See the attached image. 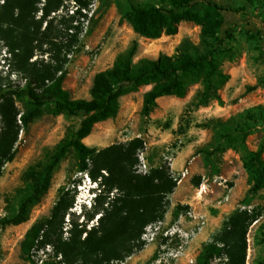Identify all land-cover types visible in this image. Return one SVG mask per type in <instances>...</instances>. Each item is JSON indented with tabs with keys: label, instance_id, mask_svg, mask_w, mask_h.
Returning a JSON list of instances; mask_svg holds the SVG:
<instances>
[{
	"label": "rangeland",
	"instance_id": "1",
	"mask_svg": "<svg viewBox=\"0 0 264 264\" xmlns=\"http://www.w3.org/2000/svg\"><path fill=\"white\" fill-rule=\"evenodd\" d=\"M44 1L38 4L29 25L33 34L25 44L18 43L16 53H12L8 43L0 37V86H22L27 74L38 70L62 76V88L72 99H88L94 75L111 67L116 56L133 42L136 43L133 57L136 62L142 58L154 59L160 54L170 55L185 39L195 44L200 40V26L187 21L180 22L173 35L162 33L157 38L139 35L121 18L124 0H82L88 4L85 8H80L75 0H50L53 5L60 4L59 9L42 19L40 8ZM130 1L137 5H167L164 0ZM212 1L228 8L222 12L221 35L227 31L231 36L226 43L231 56L224 58L220 65L230 78L218 91L219 99L196 106L194 96L200 84H193L182 98H159L149 117L142 119V96L150 86H141L123 95L116 116L96 123L83 143L102 150L138 137L143 145L137 151V162L133 166L136 173L143 175L159 164L169 167L177 184L168 196L163 220L172 223L181 216L185 227H193L192 219L186 214L192 210L205 221L189 245L191 264L198 263L205 244L213 241L236 209L247 211L253 220L227 238L222 254L212 258L210 264H232L229 254L240 256L242 245L245 247L244 264H264V188L255 194L248 193L251 184L242 148L219 143L209 125L212 119L226 121L248 117L250 130L242 145L248 151L261 148L264 161V0L261 3L258 0ZM13 101L15 108L22 111L21 101L15 98ZM18 119L19 115L10 131L11 137L16 136L13 157L0 169V219L8 208L16 207L15 192L22 185L25 169L36 161L45 160L64 135L79 123L77 117L49 112H43L27 128H23ZM2 129L0 120V133ZM142 163L147 170L142 168ZM185 169L187 174L182 176ZM106 175L102 172L93 179L85 172H78L73 152L69 151L28 219L17 225L0 222V264H30L22 255L21 242L35 221L51 215L60 197L62 208L48 230L49 241L78 239V234L83 240L89 231L92 232L89 241H97L104 233L115 229L121 193H116L115 186L111 188L112 182ZM95 183L98 184L96 189L93 188ZM201 184L204 191L197 196ZM175 210L177 218L173 214ZM173 244L169 245L162 235L148 246L141 244L140 239L124 235L92 254L93 262L88 264H151L160 245ZM115 254L120 257L115 258ZM44 258L59 261L52 244L33 252L35 262L40 263ZM172 264L189 263L186 258H180Z\"/></svg>",
	"mask_w": 264,
	"mask_h": 264
},
{
	"label": "trees",
	"instance_id": "2",
	"mask_svg": "<svg viewBox=\"0 0 264 264\" xmlns=\"http://www.w3.org/2000/svg\"><path fill=\"white\" fill-rule=\"evenodd\" d=\"M0 1V37L8 43L11 52L16 53L18 43L25 44L33 34L29 25L35 18L41 0ZM75 1L80 8L88 5L82 0ZM164 1L167 2L166 6L150 3L137 5L124 0L121 18L131 25L134 32L145 38H157L162 33L176 34L180 22H192L200 26L197 44L185 39L170 55L160 54L154 59L142 58L134 62L136 43L133 42L125 52L116 56L111 67L94 75L88 99H72L68 91L62 88V76L56 77L38 70L29 72L22 86H0V120L3 126L0 133V169L14 154L12 146L16 136L11 137L10 131L15 126L17 115L23 128H27L43 112L79 118L77 127L64 135L45 160L36 161L25 169L22 185L15 192L17 205L7 209L5 216L0 219L1 224L17 225L28 219L32 207L48 190L54 172L69 151L73 152L78 172H85L93 179L105 172L106 178L112 182L111 188L115 186L116 193H121L115 229L104 233L97 241H89L91 231L86 233L83 240L78 234V239L70 237L66 241H49L48 230L62 208L60 197L51 215L35 221L21 242L22 255L30 264H70L75 261L88 264L92 260L91 255L112 243L114 238L115 242L124 235L140 239L148 224L163 220L168 209V196L177 181L164 164L150 167L143 175L135 172L133 166L137 162V151L142 148V139L135 137L102 150L88 147L83 139L91 133L96 123L116 116L123 95L141 86H150L142 96V119L149 117L159 98H182L193 84H200L194 96L196 106H204L213 99H219L218 91L230 78L220 67L223 59L231 56L226 46L231 36L227 31L221 35L224 23L222 12L228 8L212 0H201L199 3L197 0ZM258 1L261 3L263 0ZM59 6L45 0L40 8V18H46ZM13 98L21 101L22 111L15 108ZM247 119L250 120L248 117L226 121L212 119L209 125L219 143L242 148L244 167L251 184L248 193L255 194L264 188V161L261 148L248 151L242 145L250 130ZM173 214L177 218L176 210ZM251 220L253 218L247 211L236 209L224 221L213 241L205 244L197 264H210L212 258L220 256L227 238L249 225ZM48 244H52L56 256L60 257L59 261L44 258L40 263L35 262L33 252ZM240 249V256L229 254L232 264H244L245 247L242 245ZM119 257L115 254V258Z\"/></svg>",
	"mask_w": 264,
	"mask_h": 264
},
{
	"label": "built area",
	"instance_id": "3",
	"mask_svg": "<svg viewBox=\"0 0 264 264\" xmlns=\"http://www.w3.org/2000/svg\"><path fill=\"white\" fill-rule=\"evenodd\" d=\"M141 166L144 170H147V166L144 163ZM186 174L187 169L181 172L182 176ZM203 191L204 184H201L196 195L201 196ZM186 214L192 219L190 221L193 223V227H185L180 216V218L174 220L172 223L159 220L148 224L144 228L140 238L144 242V245L155 243L159 235H162L169 245L170 243H174L173 246L160 245V250H157L151 264H172L173 261L176 262L180 258H186L189 264L192 263L193 259L189 256L188 251L189 245L192 238L203 228L205 221L192 210H188ZM120 264H124V262H120Z\"/></svg>",
	"mask_w": 264,
	"mask_h": 264
},
{
	"label": "clouds",
	"instance_id": "4",
	"mask_svg": "<svg viewBox=\"0 0 264 264\" xmlns=\"http://www.w3.org/2000/svg\"><path fill=\"white\" fill-rule=\"evenodd\" d=\"M93 188H95V189L98 188V184L95 183V186Z\"/></svg>",
	"mask_w": 264,
	"mask_h": 264
},
{
	"label": "crops",
	"instance_id": "5",
	"mask_svg": "<svg viewBox=\"0 0 264 264\" xmlns=\"http://www.w3.org/2000/svg\"><path fill=\"white\" fill-rule=\"evenodd\" d=\"M148 90V89H147ZM162 98V97H161ZM148 246V245H147ZM150 251H152V247L149 248Z\"/></svg>",
	"mask_w": 264,
	"mask_h": 264
}]
</instances>
